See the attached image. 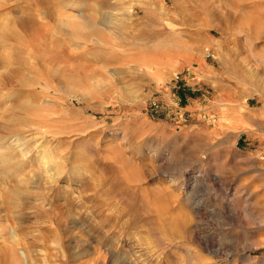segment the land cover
Here are the masks:
<instances>
[{
	"label": "rangeland",
	"instance_id": "obj_1",
	"mask_svg": "<svg viewBox=\"0 0 264 264\" xmlns=\"http://www.w3.org/2000/svg\"><path fill=\"white\" fill-rule=\"evenodd\" d=\"M65 1L121 27L47 76L0 0V264H264V0Z\"/></svg>",
	"mask_w": 264,
	"mask_h": 264
},
{
	"label": "bare ground",
	"instance_id": "obj_2",
	"mask_svg": "<svg viewBox=\"0 0 264 264\" xmlns=\"http://www.w3.org/2000/svg\"><path fill=\"white\" fill-rule=\"evenodd\" d=\"M26 1L29 2V4L31 5L29 10H27L26 20L25 21L15 20L14 22V23H19V24L21 23V26H22L21 28H23V32H26V36L22 34L24 37L19 39L17 45L19 48L24 49V44H25L30 49V51L33 52L34 54L33 56L35 58V69L40 71V73L42 72V74H45L47 76L55 75L57 73L55 66L60 62L68 61L70 59L66 57V52L69 50L68 49L69 46L71 47V45L76 44L75 40H77V38H79V40L81 39V40H84L85 42H88L90 39H92V37H96V36H98V38L101 37L103 31L100 30L99 28L100 25H103L104 27H106L107 30L116 29V28L121 27L120 25L121 22L118 17L110 18V17L105 16L104 13L102 14L100 11H93L94 14H90V16L87 18L84 17L82 18L83 20H80V21H76L73 17L72 18L71 17L70 18L60 17L57 19L55 18L50 19L52 18L50 17V15H51V11L53 7H55L54 5L59 6L61 2H66L65 0H42V1H37V3L35 2V0L34 2L32 0H26ZM41 9L42 10L44 9V11L46 12L42 14L40 12ZM208 9L210 11H213L210 5ZM258 16L260 18H264V12L260 11L258 7H254L250 11V13L245 12V8L239 11V17H241L242 19L247 18L248 22L250 23V27L252 29L254 28L256 29L257 26L259 25L257 23L258 22L257 20L260 19L258 18ZM50 20H54L53 23H50ZM67 27H69V29L72 30L69 36H67L68 34L66 35L64 33L67 31L66 29ZM18 33L15 32V34L19 35ZM21 66H24V65H21ZM30 67L31 68H29V66L26 67L25 70L28 69L29 71L31 70L32 72L33 66H30ZM22 72L24 71L22 70ZM66 76L68 75L66 74Z\"/></svg>",
	"mask_w": 264,
	"mask_h": 264
},
{
	"label": "crops",
	"instance_id": "obj_3",
	"mask_svg": "<svg viewBox=\"0 0 264 264\" xmlns=\"http://www.w3.org/2000/svg\"><path fill=\"white\" fill-rule=\"evenodd\" d=\"M260 97L261 100H256L255 105L248 104L245 108V118L243 124L237 123L235 119L232 126H264V100ZM253 99V98H252ZM260 101V108L258 106V102Z\"/></svg>",
	"mask_w": 264,
	"mask_h": 264
}]
</instances>
